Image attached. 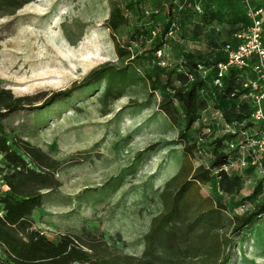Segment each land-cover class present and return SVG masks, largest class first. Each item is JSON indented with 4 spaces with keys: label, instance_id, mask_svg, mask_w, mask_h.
I'll use <instances>...</instances> for the list:
<instances>
[{
    "label": "rangeland",
    "instance_id": "1",
    "mask_svg": "<svg viewBox=\"0 0 264 264\" xmlns=\"http://www.w3.org/2000/svg\"><path fill=\"white\" fill-rule=\"evenodd\" d=\"M198 1L175 3L189 10L194 22L199 17L194 10ZM111 9L109 0H32L13 14L0 6V83L26 98L28 105L4 123L11 131V141L26 139L57 162L51 171L60 184L34 211L36 229L54 242L62 234L91 232L119 253L141 256L143 237L164 207L161 191L182 164L184 145L179 133L183 121L174 125L159 109L163 97L158 91L151 93L139 62L119 61L107 25ZM160 19L164 22L166 13ZM175 24L180 26L178 21ZM210 25L204 39L213 34L222 43L233 40L226 23ZM181 29L169 34L163 54L159 52L164 65H177L184 50L208 53L211 49L206 40H197L191 31ZM131 34V25L125 26L117 39L124 44ZM134 50L141 53L142 48ZM111 65L129 68L124 75H105L69 98L39 108L55 93L81 85L94 69ZM255 96L252 92L249 99L254 102ZM200 125L206 126L202 134H212L211 138L233 129L217 111L205 115L195 127ZM240 129L233 142L240 152L235 153L237 159L233 154L230 165L244 177L237 202L250 195L259 181L264 183V124ZM196 155L199 164L205 150ZM4 165L0 158V166ZM0 192H9L1 176ZM201 192L207 196L213 190L204 185ZM263 197L240 206L225 199V213L232 218L253 209ZM232 229L228 222L225 233L230 239L221 253V264H264V214L241 232ZM18 253L23 264L59 263L49 250L36 244H22Z\"/></svg>",
    "mask_w": 264,
    "mask_h": 264
},
{
    "label": "trees",
    "instance_id": "2",
    "mask_svg": "<svg viewBox=\"0 0 264 264\" xmlns=\"http://www.w3.org/2000/svg\"><path fill=\"white\" fill-rule=\"evenodd\" d=\"M31 1L0 0V6L13 14ZM109 1L112 9L107 25L114 37L119 61L139 62L145 70L142 79L148 83L151 93L158 91L163 97L159 109L174 125L183 121L179 133L184 145L181 167L161 191L164 207L143 237L145 250L141 256L119 253L103 237L91 232L85 236L62 234L54 242L34 227L32 215L42 206L46 194L60 184L51 171L57 162L26 139L10 140L11 131L5 119L28 105L24 102L26 98L16 96L0 83V158L5 162L0 166V176L9 191L0 192V248L5 262L23 264L18 253L20 245L36 244L57 257L58 264H221V253L230 239L225 233L228 222L233 224V232L238 233L264 214V197L253 209L232 218L225 213V199L240 206L264 195V183L259 181L250 195L237 202L244 177L230 166L231 160L238 158L235 153L240 152L239 147L233 146L242 131L240 126L247 130L264 124L254 121V102L249 99L252 90L243 85L244 81L254 79L247 76L252 66L246 70L230 69L223 77L219 76L218 68L227 61L226 46L239 45L238 35L251 23L245 6L240 0H203V3L200 0L195 3L194 10L199 17L194 23L190 11L177 5L176 0ZM164 13L167 19L160 23ZM177 21L180 26L176 27ZM214 21L226 23L239 43H222L213 34L204 39L206 28ZM128 25L132 27V34L123 44L117 39V33ZM178 29L184 33L191 31L197 40H206L211 49L208 53L184 50L181 61L170 67L163 64L164 55L159 56V52L163 54L169 34ZM134 47H141V53ZM128 68V65L123 68L111 65L109 69H94L81 85L55 93L39 108L69 98L78 88L89 86L105 75H124ZM212 111H217L233 129L214 138L212 134H202L206 126L196 128L195 125ZM202 150H205L204 161L196 164V154ZM204 185H210L213 193L203 195Z\"/></svg>",
    "mask_w": 264,
    "mask_h": 264
},
{
    "label": "built area",
    "instance_id": "3",
    "mask_svg": "<svg viewBox=\"0 0 264 264\" xmlns=\"http://www.w3.org/2000/svg\"><path fill=\"white\" fill-rule=\"evenodd\" d=\"M240 1L244 4L251 23L244 32L238 35L241 39L239 45L228 44L226 46L228 58L227 61L218 65L219 76L223 77L230 69L246 70L252 66L257 78L246 80L244 86L250 87L252 92L256 93L253 119L264 122V7L255 6L254 0ZM0 264H13L5 262L1 248Z\"/></svg>",
    "mask_w": 264,
    "mask_h": 264
},
{
    "label": "crops",
    "instance_id": "4",
    "mask_svg": "<svg viewBox=\"0 0 264 264\" xmlns=\"http://www.w3.org/2000/svg\"><path fill=\"white\" fill-rule=\"evenodd\" d=\"M254 5L255 6H257V7H264V0H254ZM232 41H234V43H239V39H237L236 37H235V32H232ZM253 62H255L254 60H253ZM256 73L253 71V69H252V67L249 69V75L247 74V76L249 77V78H254V75H255ZM257 75V74H256Z\"/></svg>",
    "mask_w": 264,
    "mask_h": 264
}]
</instances>
